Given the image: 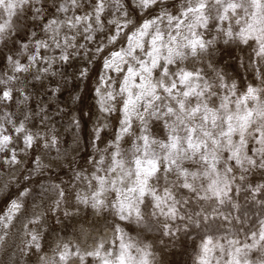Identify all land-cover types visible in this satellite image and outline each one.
<instances>
[{"label": "snow or ice", "instance_id": "6c2138e0", "mask_svg": "<svg viewBox=\"0 0 264 264\" xmlns=\"http://www.w3.org/2000/svg\"><path fill=\"white\" fill-rule=\"evenodd\" d=\"M0 264H264V0H0Z\"/></svg>", "mask_w": 264, "mask_h": 264}]
</instances>
